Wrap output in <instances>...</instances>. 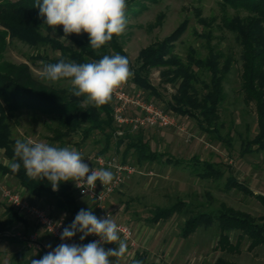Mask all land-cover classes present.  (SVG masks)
Instances as JSON below:
<instances>
[{
  "label": "trees",
  "instance_id": "1",
  "mask_svg": "<svg viewBox=\"0 0 264 264\" xmlns=\"http://www.w3.org/2000/svg\"><path fill=\"white\" fill-rule=\"evenodd\" d=\"M149 0H127V4H139ZM223 7H231L244 15L236 13L228 15L226 12L220 18L219 27L233 32L240 44V59L242 61L241 93L246 105H254L259 133L252 140L247 141L244 153H255L264 150V0H221ZM34 0H0V150L12 161L14 143L10 118L15 117L23 110L41 112L51 119L49 130L53 139L65 142L75 133L82 135L86 141L93 135L104 138L105 145L95 154L108 153L113 146V152H122L125 158L137 155V160L153 161L166 155L153 150L149 138L144 130L114 138L117 126L113 119L112 99L99 108L84 104V97L73 96L69 89L60 82L49 83L41 77H36L28 62H11L5 59L8 38H14L34 47L47 46L53 52L36 53L31 55L34 62L41 64L57 63L61 59L76 63L98 61L103 55L120 54L128 58L121 35L102 46L99 52L89 46L87 33L71 34L64 37L63 27L57 26L54 31L43 24L39 9L34 8ZM217 17L199 18L200 23L208 26V31L199 36L205 37L207 54L202 55L196 47H188L184 56L175 52V41L184 32L186 21L176 31L163 39L143 48L138 57V67L135 69L133 83L136 87L146 91L147 99L151 96L161 97L160 93L152 88L148 79L150 70L162 69V80L175 87L176 92L171 95L166 110H174L177 114L188 115L194 118L199 127L219 140H225L220 130L223 126L220 108L226 100L224 83L236 59L233 54L219 49L212 43L211 25ZM59 34L64 39L55 36ZM130 68L132 63L128 58ZM70 81V80H68ZM149 90V93L147 92ZM25 140L26 139H20ZM256 146V147H255ZM167 162L177 164L200 165L203 171L197 172L204 177H219L223 173L208 160L200 161L193 156L190 159L175 160L166 158ZM0 173L19 180L21 186L32 197L43 199L52 212L58 209L65 214L71 224L77 213L84 209L78 202L73 181L63 182L58 190L53 191L46 180H31L26 176L21 165L18 172L13 173L9 164L0 162ZM227 188L236 187L247 194L255 196L264 204V195L255 193L245 184L230 176L226 183ZM78 194V195H77ZM187 202L178 199L168 206H155L146 220L157 224L162 220L173 217L182 212ZM86 210V209H84ZM189 216L181 228V236L189 237L200 227L217 226L219 241L217 248L229 253H240L242 242L248 240V250L264 245V215L254 217L244 213L226 203H222L215 211H193L188 209ZM53 214V212H52ZM25 219L12 207L6 208V218L0 219V241L15 240L6 232L12 229L16 222ZM236 232V240H232V233ZM78 232L76 235H79ZM47 252L33 251L30 258L23 259L24 255H15L16 261L11 264H30L31 259H41ZM212 264H238L226 258L219 257Z\"/></svg>",
  "mask_w": 264,
  "mask_h": 264
},
{
  "label": "rangeland",
  "instance_id": "2",
  "mask_svg": "<svg viewBox=\"0 0 264 264\" xmlns=\"http://www.w3.org/2000/svg\"><path fill=\"white\" fill-rule=\"evenodd\" d=\"M225 12L228 15L245 14L231 7L225 9L221 0H149L139 4H127L128 23L125 32L121 34V41L133 65L131 68L133 73L138 67L140 51L172 35L184 21L186 28L174 42L175 52L184 56L188 47L192 45L202 55H206V39L199 35L208 31L209 27L200 23L201 17L209 19L217 17L211 25L212 43L219 49L233 54L236 62L226 77L224 83L226 100L220 108L223 123L220 134L225 140L213 138L199 127L194 118L177 114L172 109H167V112L187 122L185 132L173 128L144 130L151 148L158 151L157 155L162 153L166 156L143 162H139L135 154L129 157L138 166V172L128 178V184L122 187V191L115 193L110 206L120 219L132 224L138 240L136 247L128 246V251L123 257H112L113 263L133 264L134 260H139L143 264H212L217 258L223 257L238 264H264V245L250 251L248 240H244L240 253H229L219 249V246L217 248L220 236L216 225L202 226L187 238L181 236V228L189 216L188 209L215 211L222 203H226L254 217L264 215V204L255 196L236 187H226L228 178L233 176L255 193L264 195V150L244 153L247 141L254 139L259 133V128L255 107L244 103L240 89L242 72L240 44L233 32L219 27L220 18ZM55 36L64 39L59 34ZM36 53L53 54L47 46L34 47L17 39L8 38L5 59L16 63L28 62L33 74L41 77L39 73L43 64L34 62L31 58V55ZM161 71L160 68L150 70L148 79L151 87L161 95L160 98L151 96V101L166 109L176 89L170 83L163 82ZM60 83L64 86L71 85L68 80ZM131 88L138 87L132 82ZM147 92L149 93V90ZM50 121L51 119L41 112L23 110L10 118L13 137L57 147L75 148L82 157L95 155L105 145L102 136L93 135L83 141L80 133L73 134L63 143L56 141L49 130ZM113 149L111 146L108 153L113 152ZM193 156L199 157L200 161L212 162L223 174L208 178L197 173L203 171L200 165L189 166L185 163L166 161L167 157L185 161ZM0 162L4 164L11 162L3 150H0ZM0 184L20 192L32 203L50 209L43 199L30 196L16 178L0 173ZM178 199L187 202L182 212L157 224L146 220L155 206H168ZM78 202L84 209L91 210L97 216L93 204L86 197L79 195ZM8 206L10 205L0 194L1 220L6 218ZM19 215L26 222H16L12 229L6 232L15 240L0 241V263H13L16 261L15 255L22 254L23 259L33 255L34 249L27 246L24 238L30 232H36L50 244H55L31 217L20 213ZM231 237L235 241L236 232H233ZM116 247V244L110 243L108 249Z\"/></svg>",
  "mask_w": 264,
  "mask_h": 264
},
{
  "label": "clouds",
  "instance_id": "3",
  "mask_svg": "<svg viewBox=\"0 0 264 264\" xmlns=\"http://www.w3.org/2000/svg\"><path fill=\"white\" fill-rule=\"evenodd\" d=\"M33 7L39 9L44 25L54 31L57 26H63L64 37L87 33L89 46L96 52L114 36L123 34L128 23L127 0H34ZM39 75L49 83L70 80L69 91L73 96L84 97V104L99 108L109 103L113 92L134 73L128 58L117 53L87 63L61 59L57 63L44 64ZM13 152L9 164L13 173L22 165L29 179H46L53 191L68 181L75 182L77 187L86 184L94 189L97 181L105 186L114 179L110 170H90L75 148L17 139ZM78 232L82 233L81 241L89 235L99 239L83 245L62 242L41 259H31L30 264H113L112 257H123L128 251L126 239L121 238V228L110 215L98 218L91 210L81 209L73 222L63 228L60 239L70 240ZM109 243L117 247L105 250L103 245ZM133 264L143 262L134 260Z\"/></svg>",
  "mask_w": 264,
  "mask_h": 264
},
{
  "label": "built area",
  "instance_id": "4",
  "mask_svg": "<svg viewBox=\"0 0 264 264\" xmlns=\"http://www.w3.org/2000/svg\"><path fill=\"white\" fill-rule=\"evenodd\" d=\"M132 82V78H129L112 95L113 119L117 126L113 134L114 138L125 135L126 131L135 133L141 129L173 128L180 132L186 131L187 122L185 120L147 99L144 89H132ZM83 158V162L88 164L90 170L101 168L110 170L114 174V179L111 184L105 186L97 181L94 189H89L86 184L77 187L73 182L76 192L93 204L98 218H106L110 215L121 228V238L126 239L128 246L136 247L137 238L134 227L130 222L118 217L114 208L110 206V201L115 193L122 189L128 178L138 172V166L130 158H125L122 152L95 154ZM0 194L18 213L31 217L55 243L50 244L38 233L30 232L28 236L24 237L29 248L49 252L62 242L83 245L99 239L95 235H89L81 241L82 233H80L70 240L61 241L60 236L63 228L70 225L65 216L56 217L47 207L30 202L20 192L3 184H0ZM48 245H51V248ZM103 247L108 250L107 244H104Z\"/></svg>",
  "mask_w": 264,
  "mask_h": 264
},
{
  "label": "crops",
  "instance_id": "5",
  "mask_svg": "<svg viewBox=\"0 0 264 264\" xmlns=\"http://www.w3.org/2000/svg\"><path fill=\"white\" fill-rule=\"evenodd\" d=\"M128 184V180H127V182L124 184V186L125 185H127ZM123 186V187H124ZM123 189H121L120 191H122ZM53 215H55L56 217H60V215L61 214H63L62 212H60L58 209H54L53 211ZM65 214H63V215H61V216H64ZM66 216V215H65ZM138 238V237H137ZM138 240V239H137ZM110 244V243H109ZM109 244H107V249H108V246H109ZM33 250V249H32ZM34 251H37V250H34Z\"/></svg>",
  "mask_w": 264,
  "mask_h": 264
}]
</instances>
